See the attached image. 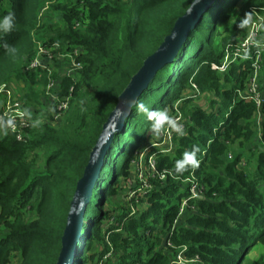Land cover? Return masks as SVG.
Wrapping results in <instances>:
<instances>
[{"label": "trees", "instance_id": "1", "mask_svg": "<svg viewBox=\"0 0 264 264\" xmlns=\"http://www.w3.org/2000/svg\"><path fill=\"white\" fill-rule=\"evenodd\" d=\"M45 1L0 0V18L14 15L13 29L0 31V86L27 84L16 99L29 117L23 140L0 122V264H17L15 258L18 264L56 263L76 183L103 123L192 2L54 0L46 19L40 14ZM251 8L264 16V0H213L174 59L138 96L104 156L71 264H182L178 255L183 264H246L255 245L264 246V73L258 111L238 94L246 89L249 61H235L224 73L211 67L247 36ZM259 34L264 38V25ZM38 43L53 60L62 56L73 65L54 91L55 102L71 98L54 125L51 103L45 107L41 98L52 94L46 85L56 74L29 69ZM200 93L209 109L194 103ZM138 102L182 114L186 128L173 134L170 150L151 145L146 151L152 175L141 174L143 183L132 164L148 147L152 122ZM193 148L196 163L177 172L176 162ZM135 176L134 190L146 187L124 202L121 186ZM192 184L198 197L189 198Z\"/></svg>", "mask_w": 264, "mask_h": 264}, {"label": "water", "instance_id": "2", "mask_svg": "<svg viewBox=\"0 0 264 264\" xmlns=\"http://www.w3.org/2000/svg\"><path fill=\"white\" fill-rule=\"evenodd\" d=\"M212 1L199 0L197 3L196 0H192L185 13L176 19L170 33L163 38L158 48L143 60L140 68L131 76L125 88L118 95L117 103L103 123L102 129L90 150L82 176L76 183L61 236V249L55 264H71L73 261L76 243L81 235L86 205L90 200L104 156L115 133L122 129L124 120L131 111L133 104L148 86L156 71L174 59L189 31Z\"/></svg>", "mask_w": 264, "mask_h": 264}, {"label": "built area", "instance_id": "3", "mask_svg": "<svg viewBox=\"0 0 264 264\" xmlns=\"http://www.w3.org/2000/svg\"><path fill=\"white\" fill-rule=\"evenodd\" d=\"M53 1L54 0H46L42 9L46 7L47 10L49 2ZM250 11L253 14V19L251 21L250 29L247 36L242 41H240L238 46H235L233 49H225L221 62L211 63V67L212 69L218 72L224 73L235 61H249L251 72L246 82V89L244 91H239L238 94L240 98L246 101L254 102L257 106L258 111H260L262 107V94L259 90V82L261 81V56L264 53V38L260 37L261 34H259V32L264 25V16L255 8H251ZM43 14H48V10L46 11V13L43 12ZM38 46L39 47L37 53L44 51V54L50 55L47 53V50L40 45V43H38ZM78 50L79 49H76L75 53H77ZM33 67L47 68L46 66L39 63L37 56L35 60L32 61L31 65L29 66V69ZM0 95L2 96V101L0 105V122H4V127L9 132L13 133L17 140H23L26 137L25 131L29 126V117L27 115L26 109L23 107L22 103L18 99H16L12 89L9 88L6 83L0 86ZM55 97L56 95L53 96V100L55 103L53 122L55 120V122L58 123V117L61 118L62 116H64V114L68 110L70 96L62 99H56V102ZM9 120H11V124H8ZM176 130L178 134H183L185 133L186 128L184 124H180L178 129ZM169 142L170 145L168 150L173 147L171 134L169 136ZM190 194L191 196L189 198L198 197L196 184L191 185ZM185 204L186 202L183 199L180 207V212H182ZM177 259L182 264L185 262V260L180 255L177 256Z\"/></svg>", "mask_w": 264, "mask_h": 264}, {"label": "rangeland", "instance_id": "4", "mask_svg": "<svg viewBox=\"0 0 264 264\" xmlns=\"http://www.w3.org/2000/svg\"><path fill=\"white\" fill-rule=\"evenodd\" d=\"M46 7H44L42 9L41 7V17L42 18H46V19H50L51 15L50 14H43L46 13ZM250 26L248 27V32H249ZM248 34V33H247ZM37 58L39 63H41L42 65L46 66L47 69L51 72H55L56 76L54 79H50L49 82L46 85V90H51L52 94L48 95V99L46 98H41V104L44 105L46 107V105L48 104V102L51 103L50 106H48V113L49 116L51 115V117H53V114L55 112V106H52V103L54 102L53 100V96L55 95V92L57 93L59 91V79L67 73H72L73 70V65L72 62L70 60H67L63 57H60L56 60H53L52 55H45L44 51L37 53ZM264 72V53L261 56V73H260V77H262V74ZM11 89L13 91L14 96L16 97V94L22 92V90H27V84L23 83L22 81H15V82H11ZM37 91H41L42 90V86H40L39 84H35L33 86ZM259 90H260V85H259ZM55 91V92H54ZM261 93V90H260ZM262 94V93H261ZM0 100L1 96H0ZM69 100H71V98H69ZM1 101H0V105H1ZM194 103L196 105L202 106L204 109H209V102H208V98L205 94H198V96H196V100L194 101ZM70 104V103H69ZM173 120H174V126H167L165 125L159 132H155L153 131L152 127L149 128L148 130V134H147V144L148 147L147 148H140L139 151H137L136 154V160L133 162L132 165H135V168L139 169L137 171H139L138 173V179H139V183H143L145 181V177L142 176L141 174H145L147 175L149 173V175H152V168L150 167V170H148L147 166H145L144 163V155L146 153V151L151 148V145H162L164 148H169L170 142H169V136L170 134L173 136V134H178L177 130L180 124H184V119L182 117V114L180 113H175V114H171L170 115ZM55 118V115H54ZM63 118V116L60 118L58 117V122L59 120L61 121ZM56 122L54 120L53 124L54 125ZM158 139H161L162 141L160 143H156L155 141H158ZM155 142V143H154ZM138 160V165L136 163V161ZM150 171V172H149ZM137 185L136 183V176L134 177V179H132V182H124L121 186V196H122V200L124 202H126L127 200H129L130 198H132L135 193H142L144 191V188L146 187V184H143L142 188H139L137 190H134V187ZM196 260V258L194 259ZM19 260L18 258H15L13 263H17L18 264ZM259 262L264 263V246L262 244H257L255 245V247L250 251V253L248 254V261H246V264H257ZM199 264H202L201 262Z\"/></svg>", "mask_w": 264, "mask_h": 264}, {"label": "clouds", "instance_id": "5", "mask_svg": "<svg viewBox=\"0 0 264 264\" xmlns=\"http://www.w3.org/2000/svg\"><path fill=\"white\" fill-rule=\"evenodd\" d=\"M198 3L199 0H196ZM14 27V15L9 13L2 18H0V31L5 33L10 32ZM4 47L11 53H15V48H12L8 45H4ZM137 110L143 112L147 115L148 119L152 122L151 127L153 131L159 132L165 125L174 126V120L169 115L167 110H152L148 106H146L143 102H138L136 104ZM11 120L8 121V124H11ZM198 149L193 148L192 151L185 152L183 154V158L176 162V171H183L187 165L196 163V152Z\"/></svg>", "mask_w": 264, "mask_h": 264}]
</instances>
